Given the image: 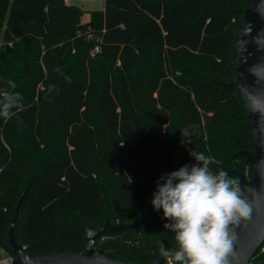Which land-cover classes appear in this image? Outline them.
<instances>
[{
	"label": "trees",
	"instance_id": "1",
	"mask_svg": "<svg viewBox=\"0 0 264 264\" xmlns=\"http://www.w3.org/2000/svg\"><path fill=\"white\" fill-rule=\"evenodd\" d=\"M249 4L105 0L85 22L66 0H0V56L10 67L0 94L23 96V107L0 117V249L15 256L7 222L18 197L14 235L29 253L82 252L88 229L136 222L161 176L196 163L192 151L214 157L213 172L251 177L241 150H254L252 130L238 88L226 85L236 79V35ZM166 223L150 202L143 225L97 245L149 264L160 243L178 247Z\"/></svg>",
	"mask_w": 264,
	"mask_h": 264
},
{
	"label": "clouds",
	"instance_id": "2",
	"mask_svg": "<svg viewBox=\"0 0 264 264\" xmlns=\"http://www.w3.org/2000/svg\"><path fill=\"white\" fill-rule=\"evenodd\" d=\"M7 85L15 89L14 81ZM254 106L260 102L253 99ZM23 107L19 92L0 94V117L7 119L14 109ZM196 163L161 176L151 201L155 210L163 209L175 233L178 247L173 250L158 245L159 255L169 264H237L236 228L249 218L251 204L244 196L238 179L226 171L213 172L209 165L214 157L203 152L190 153Z\"/></svg>",
	"mask_w": 264,
	"mask_h": 264
},
{
	"label": "water",
	"instance_id": "3",
	"mask_svg": "<svg viewBox=\"0 0 264 264\" xmlns=\"http://www.w3.org/2000/svg\"><path fill=\"white\" fill-rule=\"evenodd\" d=\"M236 79L226 85L236 86L247 113L246 125L252 130L254 150H241L253 165V174L239 173V182L244 196L251 204L248 219L242 220L236 231L237 264H264L254 260L264 243V0H250L241 18L235 42ZM253 99L260 102L254 106ZM149 199L134 223H123L119 218L115 224L106 222L87 230L86 248L82 252H47L31 254L29 245L15 239L14 230L20 213L22 198L17 202L15 213L8 230V238L14 252L13 264H141L127 259L107 256L98 247L97 239L109 233L143 225L148 213ZM160 257L149 264H161Z\"/></svg>",
	"mask_w": 264,
	"mask_h": 264
},
{
	"label": "rangeland",
	"instance_id": "4",
	"mask_svg": "<svg viewBox=\"0 0 264 264\" xmlns=\"http://www.w3.org/2000/svg\"><path fill=\"white\" fill-rule=\"evenodd\" d=\"M70 1V3H72V4H76V5H78L77 3H79L78 2V0H69ZM98 3L94 6V7H100V5H101V1L102 0H96ZM91 19V17L89 16V15H83V20L86 22V21H89ZM99 38V36L98 35H93V36H91V35H89L88 37H87V40H96V39H98ZM1 46H2V43H0V51H1ZM92 54L93 55H95L96 53H94V49L92 50ZM0 55H1V53H0ZM10 71V67L6 64V63H4V62H2L1 61V56H0V74H2V73H5V72H9ZM4 131H3V129L1 128L0 129V139L2 140V142H4V140H5V137H4V133H3ZM8 133H11L10 131H8ZM190 142V138H189V135H188V133L186 132V131H183V135H182V143H181V146H185V145H187L188 143ZM154 198V196H149L148 198H147V201L149 200V199H153ZM18 200H19V197L18 198H16L15 200H13L12 202H11V208H12V210H11V214L9 215V219H8V222H7V232H8V229H9V227H10V224H11V222H12V219H13V216H14V212H15V208H16V205H17V202H18ZM8 255V252L6 251V250H4L2 253H0V258H4L5 256H7Z\"/></svg>",
	"mask_w": 264,
	"mask_h": 264
},
{
	"label": "crops",
	"instance_id": "5",
	"mask_svg": "<svg viewBox=\"0 0 264 264\" xmlns=\"http://www.w3.org/2000/svg\"><path fill=\"white\" fill-rule=\"evenodd\" d=\"M67 3H70L69 0H66ZM78 6H80L84 11V15H89L91 17V11L93 10H104L105 9V0L101 1L100 7H94L98 2L96 0H78Z\"/></svg>",
	"mask_w": 264,
	"mask_h": 264
},
{
	"label": "built area",
	"instance_id": "6",
	"mask_svg": "<svg viewBox=\"0 0 264 264\" xmlns=\"http://www.w3.org/2000/svg\"><path fill=\"white\" fill-rule=\"evenodd\" d=\"M100 47L99 46H96L95 49H94V53H97L100 51ZM246 174L248 175L249 177V171L247 170ZM4 251L3 248L0 249V253H2ZM264 252V243L263 245L261 246V248L259 249V251L257 252L258 253H263ZM13 260H14V256L9 254L7 256H5L4 258H0V264H13ZM254 260H260V259H256V256L254 258ZM169 261V260H168Z\"/></svg>",
	"mask_w": 264,
	"mask_h": 264
}]
</instances>
